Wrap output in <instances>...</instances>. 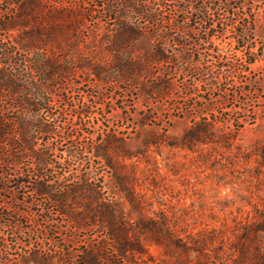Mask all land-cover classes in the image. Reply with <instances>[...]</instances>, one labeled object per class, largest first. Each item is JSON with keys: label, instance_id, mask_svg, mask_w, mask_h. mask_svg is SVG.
Masks as SVG:
<instances>
[{"label": "rangeland", "instance_id": "1", "mask_svg": "<svg viewBox=\"0 0 264 264\" xmlns=\"http://www.w3.org/2000/svg\"><path fill=\"white\" fill-rule=\"evenodd\" d=\"M5 1L0 47L13 55L0 51V67L12 66L21 94L50 111L0 96V129L14 136L0 146V176L43 167L65 213L51 196L6 184L0 264H264V0H33L23 11ZM130 4L157 8L158 20ZM190 6H207L208 23L227 26L222 37L200 45L204 25L189 21ZM171 20L196 29L175 43L162 37ZM122 22L140 30L137 42ZM27 31L39 32L31 40L41 49L24 47ZM139 43L149 54L133 51ZM207 48L221 59L201 60ZM138 53L149 59L130 67L142 70L126 68ZM34 115L60 126L33 134L35 153L51 148L44 164L19 155L16 119Z\"/></svg>", "mask_w": 264, "mask_h": 264}, {"label": "trees", "instance_id": "2", "mask_svg": "<svg viewBox=\"0 0 264 264\" xmlns=\"http://www.w3.org/2000/svg\"><path fill=\"white\" fill-rule=\"evenodd\" d=\"M33 0H6L5 3L8 6H15L17 7V9H20V11H23L22 7L27 5L29 6L30 4H34L32 2ZM160 3H163L165 5L166 2H169L170 0H158ZM182 2H187L188 5L192 4V2L190 0H181ZM22 2H24L22 4ZM159 5V4H158ZM161 8L163 6H160ZM129 8L132 10V12L137 13L139 16H141L142 18H144L146 21H156L158 20L157 18L159 17V13L157 8H153V7H148L146 5L144 6H138L135 4H130ZM183 11L180 10V12ZM187 14L191 13V11H195L196 13V17L193 16V14H190V18L189 21L192 18H197L201 21V24L204 25V30L203 33L205 35V38L203 40H201L199 43L200 45H205V46H209L212 43H214V39L215 38H221L224 28L220 31L219 30V25L222 26H226L224 23H222L220 20L216 21L215 20H211L212 23H208L209 19H210V11L208 9L207 6H201L200 8H195V10L192 8L191 6L190 8L184 10ZM190 11V12H189ZM128 18V17H125ZM166 23H171L172 28H170L169 30L166 31L165 36H162L164 38H172L174 40L175 43H178L179 41V37L178 34L179 33H183L184 37L186 36V33H192L196 27L193 25H190L187 22H184L183 24L179 25L176 23V20H171L169 22ZM249 25H245L244 28L246 30L244 31H248L252 30L251 28V23L248 22ZM165 22L162 21L161 26L160 23L155 22V30L159 31L158 28H163L164 27ZM120 26V30L121 32H123V34L125 35L126 41H128L129 43L133 42V41H138V39H140L141 37V32L139 29L135 28L132 26V22L127 23V22H122L119 24ZM159 26V27H158ZM154 27V26H153ZM227 27V26H226ZM229 27L235 29L236 28V24H231ZM58 29V28H56ZM59 30V29H58ZM62 30V29H61ZM169 31V32H168ZM39 34V32H34V31H27L25 32L23 35L26 37L27 40H31L32 37H34L35 35ZM31 44L29 46H24L26 48H37V49H41L40 46H38L37 44H35L36 42L31 40L30 42ZM126 44H128L126 42ZM141 43H139L137 46L134 47L133 51H143L147 52V54H149V48L147 49H143L142 46L140 47ZM128 46V45H127ZM183 47L186 49V46L183 45ZM238 47H240L238 45ZM245 46H241L240 49L241 51H243L246 55V49L248 48L246 46V48H244ZM245 49V50H243ZM207 52L204 53V55L201 57V60L205 61L206 63H208V60L211 58H215L216 55V59H221L222 54H221V50L220 49H216V51H214L212 48H207L206 49ZM0 51L2 53V55L8 59L9 57H11L13 55V53L11 51L8 50V48H6L5 46L0 47ZM196 53L199 55L200 58V54L199 52ZM158 57L159 55L161 56V59H156L158 61H166L165 59H167L166 56H164L161 53L157 54ZM183 60L188 61V62H193V60L191 58H189L186 55V52H184L183 54ZM181 55V56H182ZM146 56L145 53L141 54L138 53V55L136 56V60L135 61H131V60H126L123 64L126 66V68L129 69H135L136 71H138L140 69L139 65L136 66H132L130 67V65L133 64H139L140 63V59L141 57ZM148 56H146L147 58ZM149 59V58H147ZM206 59V60H205ZM199 60V59H198ZM197 60V62H198ZM1 61V60H0ZM155 61V59L153 60ZM152 61V62H153ZM255 60H250V61H246V63L248 65L254 63ZM47 61H43L42 65H40L41 68H45L47 67L46 65H51V64H46ZM2 66L0 67V96L4 95V93H9L10 94V98L13 100L14 104L17 105V107H21L22 105H26L28 107L27 110H29L32 107H37L38 110L44 108L48 111H50L49 106L46 104H43V107H40L39 105H37L32 98L26 95H22L21 91H23L25 89L24 84L22 83V81L20 80V77L18 75H16L14 73V68L10 65H6L4 62H1ZM142 70V69H140ZM39 71V70H38ZM42 71V73H44L43 69L40 70ZM45 76V73H44ZM47 78H49V74L47 73L46 76ZM16 122V129H18V132L16 133L17 137L20 138V141L23 143V148L21 149V152L19 153V155L22 154H26V153H30L31 156L33 155V159H39L38 163L44 164V159L42 158L44 155H47L49 153V151H51V148H46V150L40 152V153H35V144L33 141V134L38 132L39 134H54L55 133V129L60 127L59 125L57 126H52L51 124L48 123V121H43L41 119V117H37V116H32L31 118L28 117L27 119L25 118H21L18 117ZM60 124V122H59ZM6 128H8L7 125L2 126V129H0V146H8V147H12L14 145V140L13 137H10L9 134L6 133ZM9 129V128H8ZM4 137H10L11 139L9 140H4ZM0 155H4V152L1 150L0 148ZM8 157H10V163H15L17 164L19 161V155L17 156V153L14 152H8L7 153ZM38 157V158H37ZM43 166V165H42ZM13 167V166H12ZM44 176H46V173H44V168L39 166L37 167L36 173L35 174H29L25 171H23L22 169L20 170V168H16L15 166L13 167L12 171L9 173V177L8 178H3L0 176V189L2 190H6V184H16V188H25L27 189L28 193L31 194H35L37 196H43V195H48L51 196L53 201H55L58 205V207L60 208L61 206L59 205L60 203L58 202V200L51 195V189L52 186H49L47 184V181L44 180ZM60 214H64L65 212L62 210V208H60ZM72 218H74V216H72ZM75 219V218H74ZM4 248L3 243L0 242V250ZM36 252H41L39 249L36 250ZM47 256V252H45V254L42 255L43 258H49ZM52 255H50L51 257ZM88 260H85L84 264H95L94 260L88 258ZM49 260V259H48Z\"/></svg>", "mask_w": 264, "mask_h": 264}]
</instances>
